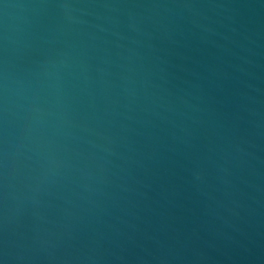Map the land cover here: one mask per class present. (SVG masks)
<instances>
[{
  "label": "water",
  "instance_id": "water-1",
  "mask_svg": "<svg viewBox=\"0 0 264 264\" xmlns=\"http://www.w3.org/2000/svg\"><path fill=\"white\" fill-rule=\"evenodd\" d=\"M0 264H264V0H0Z\"/></svg>",
  "mask_w": 264,
  "mask_h": 264
}]
</instances>
